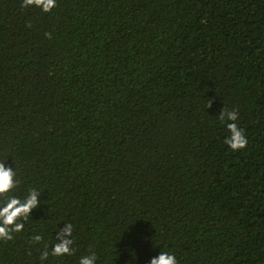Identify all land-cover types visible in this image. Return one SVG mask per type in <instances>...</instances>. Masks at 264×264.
I'll list each match as a JSON object with an SVG mask.
<instances>
[{
    "label": "trees",
    "instance_id": "trees-1",
    "mask_svg": "<svg viewBox=\"0 0 264 264\" xmlns=\"http://www.w3.org/2000/svg\"><path fill=\"white\" fill-rule=\"evenodd\" d=\"M21 4L0 0V161L17 195L43 194L0 264H41L65 223L74 254L44 264H147L158 246L264 264V0Z\"/></svg>",
    "mask_w": 264,
    "mask_h": 264
},
{
    "label": "clouds",
    "instance_id": "clouds-1",
    "mask_svg": "<svg viewBox=\"0 0 264 264\" xmlns=\"http://www.w3.org/2000/svg\"><path fill=\"white\" fill-rule=\"evenodd\" d=\"M21 6H36L47 13L56 6V0H22ZM45 35L49 36L50 34L45 33ZM218 119L222 123L227 121L225 126L229 135L224 138V143L233 151L243 149L248 141L244 135V130L238 127L236 123L237 112L222 109ZM18 184L19 180L14 166L8 163V159L0 161V240H12L13 233L21 232L25 222L31 218L33 211L42 205L40 201L43 193L39 189L30 187L22 195H17ZM54 239L55 242L51 245L50 250L46 245L45 250L40 253L41 264L48 260L49 255L63 257L74 254L73 224L65 223L55 233ZM32 240L40 242L42 236L37 233L32 236ZM98 260L97 253L89 250L87 254L79 256L78 264H98ZM127 264H135L133 256ZM147 264H179V261L171 249L158 246V251L149 257Z\"/></svg>",
    "mask_w": 264,
    "mask_h": 264
}]
</instances>
